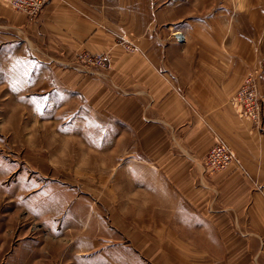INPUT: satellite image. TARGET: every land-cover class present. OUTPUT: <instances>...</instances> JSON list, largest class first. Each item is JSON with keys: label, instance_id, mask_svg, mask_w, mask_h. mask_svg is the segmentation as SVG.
<instances>
[{"label": "crops", "instance_id": "crops-1", "mask_svg": "<svg viewBox=\"0 0 264 264\" xmlns=\"http://www.w3.org/2000/svg\"><path fill=\"white\" fill-rule=\"evenodd\" d=\"M227 7L215 16L216 0H50L31 19L0 0V56L61 70L64 90L90 113L131 121L144 108L150 195L161 187L185 229L230 235L217 245L235 252L220 264H264V105L254 127L229 103L251 71L264 95V0ZM117 37L138 50L125 51ZM82 51L109 56L104 77L73 65ZM217 140L238 164L208 176L203 158Z\"/></svg>", "mask_w": 264, "mask_h": 264}, {"label": "rangeland", "instance_id": "rangeland-1", "mask_svg": "<svg viewBox=\"0 0 264 264\" xmlns=\"http://www.w3.org/2000/svg\"><path fill=\"white\" fill-rule=\"evenodd\" d=\"M216 1L222 16L233 0ZM17 54L0 56V264H220L233 255L217 245L230 235L189 231L161 187L150 195L144 108L131 121L90 113L64 90L61 70ZM103 55L106 68L78 53L72 62L102 78ZM248 75L264 99L258 73Z\"/></svg>", "mask_w": 264, "mask_h": 264}, {"label": "built area", "instance_id": "built-area-1", "mask_svg": "<svg viewBox=\"0 0 264 264\" xmlns=\"http://www.w3.org/2000/svg\"><path fill=\"white\" fill-rule=\"evenodd\" d=\"M50 0H5L8 7L13 10L24 12L31 19L41 14L42 10ZM129 50L135 47L131 42L126 44ZM82 62L93 67H108L107 56L103 54L82 51L78 53ZM229 103L239 118H244L253 123L260 122L261 109L264 99L258 94L256 82L251 75L243 78L242 82L230 96ZM238 164V159L234 152L224 143L216 141L204 156L203 170L209 174H216L228 168L231 164Z\"/></svg>", "mask_w": 264, "mask_h": 264}, {"label": "bare ground", "instance_id": "bare-ground-1", "mask_svg": "<svg viewBox=\"0 0 264 264\" xmlns=\"http://www.w3.org/2000/svg\"><path fill=\"white\" fill-rule=\"evenodd\" d=\"M231 105V104H230ZM231 107H232V105H231ZM233 108V107H232ZM226 144V143H225ZM227 145V144H226ZM228 146V145H227ZM229 147V146H228ZM230 148V147H229ZM231 149V148H230ZM232 150V149H231ZM233 151V150H232ZM234 152V151H233ZM235 154V153H234ZM237 158V157H236ZM238 159V158H237Z\"/></svg>", "mask_w": 264, "mask_h": 264}]
</instances>
